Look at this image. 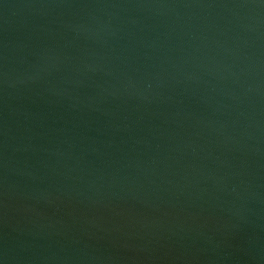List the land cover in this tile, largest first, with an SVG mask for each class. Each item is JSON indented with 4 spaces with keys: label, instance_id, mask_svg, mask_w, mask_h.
<instances>
[{
    "label": "water",
    "instance_id": "1",
    "mask_svg": "<svg viewBox=\"0 0 264 264\" xmlns=\"http://www.w3.org/2000/svg\"><path fill=\"white\" fill-rule=\"evenodd\" d=\"M0 264H264V0H0Z\"/></svg>",
    "mask_w": 264,
    "mask_h": 264
}]
</instances>
